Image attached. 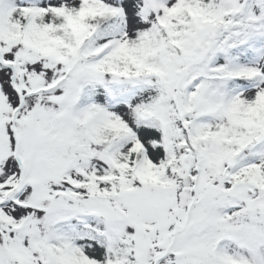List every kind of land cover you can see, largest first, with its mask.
Instances as JSON below:
<instances>
[{"label": "snow or ice", "instance_id": "snow-or-ice-1", "mask_svg": "<svg viewBox=\"0 0 264 264\" xmlns=\"http://www.w3.org/2000/svg\"><path fill=\"white\" fill-rule=\"evenodd\" d=\"M0 264H264V0H0Z\"/></svg>", "mask_w": 264, "mask_h": 264}]
</instances>
